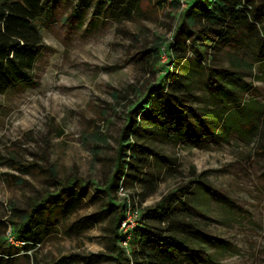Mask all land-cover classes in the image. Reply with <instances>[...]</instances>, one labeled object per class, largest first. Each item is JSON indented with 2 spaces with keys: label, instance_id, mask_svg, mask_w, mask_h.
<instances>
[{
  "label": "rangeland",
  "instance_id": "rangeland-1",
  "mask_svg": "<svg viewBox=\"0 0 264 264\" xmlns=\"http://www.w3.org/2000/svg\"><path fill=\"white\" fill-rule=\"evenodd\" d=\"M250 1L264 23V0ZM77 2L22 0L40 21L38 40L29 43L36 54L31 86L0 94V263L56 264L73 255L85 264L102 254L109 258L95 264H119L114 230L122 226L114 217L121 203L114 186L105 187L118 177L119 148L130 154L133 145L136 160H125L144 163L123 171L130 201L142 213L184 191L175 227L187 230L188 246L200 255L189 264H264L262 26L229 27L234 40L219 44L170 0H138L129 11L98 0L76 9ZM188 38L201 56L187 51ZM173 41L177 48L168 51ZM175 74L181 102L168 100L169 115L175 108L183 122L189 112L192 125L186 132L179 124L170 142L149 111ZM135 126L131 135L127 128ZM74 197L79 207L67 214L62 206ZM23 221L38 241L11 245L7 230Z\"/></svg>",
  "mask_w": 264,
  "mask_h": 264
},
{
  "label": "trees",
  "instance_id": "trees-1",
  "mask_svg": "<svg viewBox=\"0 0 264 264\" xmlns=\"http://www.w3.org/2000/svg\"><path fill=\"white\" fill-rule=\"evenodd\" d=\"M100 1H105L110 8H125L127 11L134 8L138 3V0H98V3ZM92 2L93 0H78L76 9L81 7L88 8ZM171 3L176 7L178 5L177 0H172ZM192 10L194 14H191ZM182 15L190 26H195L198 21L202 26V33L206 34L207 31H214L219 44L234 40L235 33L232 32V29L240 26L260 27L261 25V32L264 31V23L259 19L258 15L253 13V6L250 0H194L189 3L188 7L182 12ZM39 21V18L31 15L24 7L22 0H0V94H3L10 88L26 89L31 86L32 79L30 72L33 68L36 54L33 51V47L29 46V43L38 40L37 27ZM185 43L189 44V46H186L188 52H190L191 48L195 47L192 41L190 43L189 38ZM24 48L27 50L23 51ZM176 48L177 42L173 41L170 43L168 51H175ZM194 51L193 53L191 50L190 54L202 55L197 47ZM189 65L187 64L186 66ZM177 75L175 74L174 80L170 78L165 90L160 88L162 89V93L164 92V98L162 99L160 96H157L154 102L155 108L157 107L155 112L149 110L157 92L146 97L142 106L144 111H149L151 118L155 115L153 119L159 121L158 131L165 134L170 142L175 140L177 130L178 128L180 129L179 124H182L183 127L187 126L186 132L189 131V127L192 125L190 122L192 116L189 112H185L186 117L183 118V122L180 121L175 108V116L169 115V113L174 112L168 108V100L170 99L172 103L173 100L181 102L179 93L182 94L181 89L183 84L179 81ZM213 87L218 90L216 91L218 94H221L224 84L216 81ZM159 100L161 101L158 103ZM231 111L223 113V120L229 117ZM157 116L163 119L160 120ZM223 120L221 124H223ZM145 123L147 127L148 120H145ZM138 129L139 126L127 128L131 135H137ZM126 134L128 133L126 132ZM126 148H129L130 154L123 153L122 148H119V160L122 159V161L116 165V175L118 177L114 176L111 179L110 183L105 187L106 192L113 186L117 190L119 184H123L126 187V183L128 182L127 177L129 176L128 173L125 174L123 171H128L129 168L130 170H137L143 166L144 160L142 159L139 160V165L130 164L129 161L125 160L126 158L133 161L136 160L134 146L130 145ZM142 149L140 147V151ZM22 169H25V167H22ZM136 181H139V178ZM70 182L69 187L73 184L72 181ZM183 192L182 189H178L172 194H167L153 208H147L141 213L139 225L132 232L128 253L126 254L120 247L118 248L120 254L117 255V261L119 264H189L191 261H193L192 263L199 262L198 258H200V255L197 253L198 251L190 249L188 239L184 236L187 230L175 227L179 222L175 219L174 205L177 201L184 204L185 194ZM73 199L75 202L71 201L62 206V210L67 214L74 212L79 207L78 201L80 199L77 197ZM46 201H48V198L34 205L32 211L27 216V222L33 220L34 211L44 206ZM115 207L118 208L114 217V224L118 225L123 217L122 205H116ZM86 219L89 220L91 217H87ZM27 222L23 221L15 224L16 232H13L15 239L23 242L22 247L29 242L38 241L37 234L32 230V227L26 230ZM88 224L92 225V222ZM114 234L116 243L119 244L122 236L116 230H114ZM107 258L109 257L106 255L97 254L84 258V260L85 264H95L103 262ZM76 263H78L76 256L69 255L62 257L60 262L56 264Z\"/></svg>",
  "mask_w": 264,
  "mask_h": 264
},
{
  "label": "built area",
  "instance_id": "built-area-1",
  "mask_svg": "<svg viewBox=\"0 0 264 264\" xmlns=\"http://www.w3.org/2000/svg\"><path fill=\"white\" fill-rule=\"evenodd\" d=\"M172 2V0H170ZM194 0H177V8H180L179 11L183 12L189 5L190 2ZM164 52V49H163ZM166 55V53H164ZM118 199H120V203L122 205V214L123 217L120 221V225L122 226L119 235L122 236L119 241V247L128 253L129 244L132 236V232L137 228L140 221L141 212L135 207V205L130 201L131 196L127 194V190L123 184H119L117 190ZM6 237L8 242L11 245H23V242L16 240L12 229L9 228L6 233Z\"/></svg>",
  "mask_w": 264,
  "mask_h": 264
}]
</instances>
